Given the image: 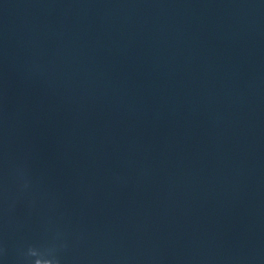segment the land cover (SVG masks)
<instances>
[{
  "label": "water",
  "instance_id": "obj_1",
  "mask_svg": "<svg viewBox=\"0 0 264 264\" xmlns=\"http://www.w3.org/2000/svg\"><path fill=\"white\" fill-rule=\"evenodd\" d=\"M0 264H264V0H0Z\"/></svg>",
  "mask_w": 264,
  "mask_h": 264
}]
</instances>
